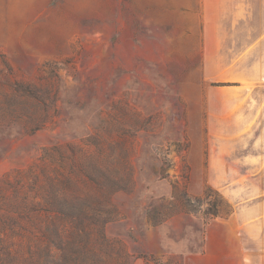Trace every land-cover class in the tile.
<instances>
[{"label": "rangeland", "instance_id": "rangeland-1", "mask_svg": "<svg viewBox=\"0 0 264 264\" xmlns=\"http://www.w3.org/2000/svg\"><path fill=\"white\" fill-rule=\"evenodd\" d=\"M220 1L0 0V264H189L264 188Z\"/></svg>", "mask_w": 264, "mask_h": 264}, {"label": "crops", "instance_id": "crops-1", "mask_svg": "<svg viewBox=\"0 0 264 264\" xmlns=\"http://www.w3.org/2000/svg\"><path fill=\"white\" fill-rule=\"evenodd\" d=\"M227 2L229 17L247 16L248 21L255 23L259 17H262V24H255L250 28L251 32L259 35L253 37L248 45L244 42L243 50L238 53H232L229 46L227 61L229 65L251 67L250 70L244 69L238 72L239 80L264 82V0H227ZM218 9L221 11L223 8L218 6ZM246 11L248 15H244ZM214 26L217 28H213V32L220 34L224 31L220 19ZM240 31L237 29L236 32ZM228 39L230 41V36ZM215 48L220 49V44L215 45ZM263 107L260 108L264 112ZM247 108H251V105ZM256 123L260 124L259 138L256 142L259 145V153L250 155L248 160L252 163L258 162L264 167V116L262 115ZM254 128H257L256 124L251 126L250 130ZM255 191L256 193L243 202L241 207H237L226 216H218L212 220V229L206 236L204 249L191 257L189 264H264V188Z\"/></svg>", "mask_w": 264, "mask_h": 264}]
</instances>
